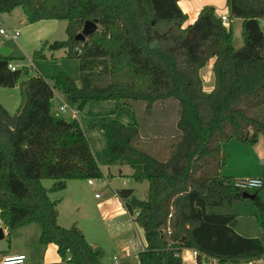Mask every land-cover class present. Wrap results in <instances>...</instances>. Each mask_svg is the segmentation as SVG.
Returning <instances> with one entry per match:
<instances>
[{"label":"trees","instance_id":"obj_1","mask_svg":"<svg viewBox=\"0 0 264 264\" xmlns=\"http://www.w3.org/2000/svg\"><path fill=\"white\" fill-rule=\"evenodd\" d=\"M179 1L0 0V13L21 7L30 23L66 20L68 38L44 42L34 56L45 58V46L65 48L80 70L78 80L61 71L51 84L26 66L11 69V57L0 55V86L20 89L14 113L0 102V215L9 233L36 223L39 242L56 244L63 263L105 264L104 248L91 245L77 224H59L61 199L50 197L70 179L104 177L80 121L52 114L54 91L78 110L112 99L118 106L144 103L151 111L173 100L175 135L146 141L139 121L103 124L109 163L129 165L134 179L149 182L145 199L132 188L117 191L144 231L140 264H185V249L196 251L197 264L204 256L219 264L264 256V234L246 237L231 226L237 216L253 215L264 228V177L262 187L244 190L221 173L224 142L254 144L264 135V0H226L229 24L206 5L187 26ZM235 18L242 20L239 47ZM87 20L98 28L77 40ZM212 58L214 87L206 91L201 69ZM47 178L50 187L42 182ZM244 191L255 197L244 198Z\"/></svg>","mask_w":264,"mask_h":264},{"label":"crops","instance_id":"obj_2","mask_svg":"<svg viewBox=\"0 0 264 264\" xmlns=\"http://www.w3.org/2000/svg\"><path fill=\"white\" fill-rule=\"evenodd\" d=\"M193 0H180L179 5L182 10L187 13V20L184 23V26L192 24L198 17L203 6H200L198 10L192 9ZM206 6V5H204ZM215 6V5H213ZM20 8L21 11H17ZM216 8V7H215ZM227 11L228 7H227ZM216 12L219 16L224 15V13H220L216 8ZM227 15V14H225ZM229 15V13H228ZM8 24V26H6ZM66 25L62 23V20L58 19H44L37 22L30 23L21 7L15 8L11 12L0 13V29L5 28L12 32H19L17 38H7L4 34L0 32V49L5 46L7 49H10L8 57H11V63L16 65L17 68L28 67L33 64V60L30 58V55L39 50L43 43L46 42L47 45L54 42L55 40H66L64 38H57V33L59 30L65 29ZM68 36V35H67ZM243 43V41H242ZM242 45V44H241ZM239 45V46H241ZM237 46V47H239ZM62 49V48H61ZM65 49V48H63ZM50 50L47 46L43 49V54L45 58H47L46 51ZM54 50H50L52 52ZM66 54V49L64 50ZM0 55H4L0 51ZM50 55H54V53H50ZM35 57V56H34ZM66 57V55H65ZM213 65L214 58H212L209 63L201 69V76L203 78V85L206 91H211L214 87V74H213ZM33 66V65H32ZM42 69V67H41ZM41 76H43L48 82H50L49 78L45 76L43 72L38 70ZM60 72V71H59ZM57 75V74H56ZM32 76V75H31ZM34 76V75H33ZM55 76V75H54ZM52 83L53 84V77ZM77 79V78H76ZM78 80V79H77ZM13 90L17 91V99L11 104V107L7 106L5 102H2L4 107L11 113H14L20 103V89L19 86L12 87ZM13 98H15L14 93L12 94ZM140 104L144 103H136V105H122L118 106L116 100H103V101H91L89 102L83 110H78L76 105L69 102L66 95L60 90L54 91V97L51 100V112L53 115L57 117H64L66 120H79L86 136L88 137L91 148L95 154V157L101 167L104 177L102 179H93L94 185L96 180L102 182L103 192L96 191V193H100L102 195L101 198L97 199V207L100 213V217L104 221H114L123 217L124 215H129L131 220V225L129 228H122V226L118 225L115 229L111 230L112 241L109 243V246L99 245L93 238L86 235L84 229L79 224L76 219L75 214L68 216V219H63V212L61 211V204L64 201V198H60L61 202L58 205L59 224L63 227H71L74 224H77L85 233L86 239L93 246H101L105 250V256L103 258V262L105 264H140L139 261V252L143 250L146 246V240L144 236V231L139 225L134 222L132 219L133 216L130 215L128 211H124L123 203H121L120 199L117 197L116 193L121 188H132L134 189V193L140 199L146 198V193L144 190L137 186H129L126 187V184L129 183V178L127 176L132 177V173H124L125 165L120 164L117 166L111 165L109 163V152L107 147V139L103 130V124L108 121L117 120L124 124H135L138 120V114L136 111V107L140 106ZM61 105H66V110L62 111L60 109ZM146 108V105H143ZM61 112H70L69 116H63ZM234 142H242L236 139H232L222 144V150L226 153L229 159H234L240 164L237 167H234L233 170L230 171V175L234 176L236 179L247 178V177H264V135H261L258 141L254 144H250L252 146L251 150H253V158H244V156L235 155V150L233 148L241 147L244 145L234 143ZM232 150L226 149L227 145L231 146ZM245 143V142H243ZM248 145V143H246ZM235 156V157H233ZM251 165L254 168V171L248 173L243 169H240L239 166ZM129 166V165H128ZM108 168V171L106 170ZM114 171H113V169ZM131 168V167H130ZM117 172L125 177L122 181L123 186H117L114 184L115 178H117ZM88 181V180H87ZM69 185V180L67 181V186ZM65 188V189H66ZM64 190V189H63ZM62 191V190H61ZM145 198H144V196ZM53 199V198H52ZM122 205V206H121ZM112 211L113 213L111 214ZM110 216V217H109ZM63 220V222H62ZM70 223V224H66ZM124 225L125 223L122 222ZM232 228L239 233L240 235L252 238H261L264 234V228H262L256 217L253 215H239L231 222ZM27 227H20L15 229L12 232L4 231V238L0 239V257L7 253H19L23 252L27 255L26 264H65L62 262V259L58 253L57 245L54 243H50L48 245H42L39 242V235L36 239L30 238L27 236L28 229H22ZM7 233V234H6ZM97 232L94 231V235ZM125 235V239L123 238ZM188 253L187 258L185 253ZM114 263L112 262V258ZM187 259L190 260L189 264H196V254L193 249H185L184 251V262L187 264Z\"/></svg>","mask_w":264,"mask_h":264},{"label":"rangeland","instance_id":"obj_3","mask_svg":"<svg viewBox=\"0 0 264 264\" xmlns=\"http://www.w3.org/2000/svg\"><path fill=\"white\" fill-rule=\"evenodd\" d=\"M204 5H215V7L219 10L220 13L227 14V4L226 0H193L192 2V9L198 10L200 6ZM17 11H21L20 8ZM62 23L66 25L67 21L62 20ZM230 23V20H229ZM8 26V24H6ZM262 26H264V22H262ZM232 30H233V41L236 46H239L242 44L243 36H242V20L239 18H235L232 21ZM67 32L65 29L59 30L57 33V38H64L66 39ZM65 49H57L52 52H49L50 50L46 51L47 58H37L34 57L33 54L30 55V58L33 60V66L29 65L28 70L30 75H40L38 74L40 70L45 74L47 78H49L50 82L52 83V76L59 73V71H65L68 72L73 78H79L80 70H79V61L77 59L73 58H67L65 57ZM50 53H54L53 57L50 55ZM42 67V69H41ZM25 75H22L24 77ZM15 98H13V94ZM17 97V91L13 90L12 87H3L0 86V102H5L7 106L11 107V104H13L16 101ZM166 103V102H165ZM144 104H140V106L136 107V111L138 114V120L139 124L141 126L142 135L147 140L163 136V135H175L176 134V128L175 123L178 119L177 116V109L178 104L176 101L169 100L164 105L157 104L154 107V110H146V108L143 107ZM260 109L258 108L257 111ZM63 116H69L70 112H61ZM64 118V117H62ZM263 135V134H261ZM259 135V137L261 136ZM259 139V138H258ZM226 143V142H224ZM244 146L233 148V152H235V155L244 156V158L252 159L253 154V148L250 146V144H246L243 142H234ZM234 143H231V146L227 145L226 149L232 150V145ZM225 153V152H224ZM227 153V151H226ZM235 157V156H233ZM240 163L237 162L234 159L227 158V163L224 165V167L221 169V173L223 175H230V171L234 169V167H237ZM112 165V164H111ZM114 166L120 165V164H113ZM240 169H243L245 172H252L254 171L253 166L246 165V166H239ZM112 168V167H111ZM113 169V168H112ZM106 170L108 171V168L106 167ZM114 171V169H113ZM132 172V168L130 166L125 165L124 173L128 175V173ZM117 178L114 180V184L117 186H123L122 181L126 177L121 176L117 172ZM129 179V183L126 184V187L131 186H137L145 191V193L148 191L149 182L147 180H144L142 182L137 181L131 176H127ZM43 184L46 187H50L53 184L52 179H43ZM104 188L102 185V182L99 180L95 181L94 185H90L87 180L85 179H70L69 185L66 189L58 192H54L50 194V197L53 199L57 198H64L63 203L61 204L60 208L63 212V219H68V216L75 214L76 219L78 220L81 227L84 229L86 235L89 237V239L92 237L95 242L99 245H105L106 247L109 246V243L113 240L111 237L110 231L115 229L118 225L122 226V228H129L131 223L129 215H124L123 217L116 219L114 221H104L102 217H100V213L98 211L97 207V199L95 198V192L100 191L103 192ZM260 194L264 196V189L260 191ZM144 196V195H143ZM145 198V196H144ZM223 208L222 210H225ZM131 215V214H130ZM132 216V215H131ZM110 217V216H109ZM1 218V215H0ZM133 219V217H132ZM63 222V220H62ZM124 222L125 224L122 225ZM70 224V223H66ZM24 227V226H22ZM27 228L22 229H28L27 236L30 238L36 239L37 236L40 233V227L36 223H30L25 225ZM20 228V227H19ZM7 229L5 228L4 231ZM14 231V230H13ZM94 231L97 233L94 235ZM7 234V233H6ZM123 238L125 239V235H123ZM188 253H185V256L187 258ZM112 258V257H111ZM205 262L207 260L204 259ZM112 262L114 263V260L112 258ZM190 260L187 259V264H189Z\"/></svg>","mask_w":264,"mask_h":264},{"label":"built area","instance_id":"obj_4","mask_svg":"<svg viewBox=\"0 0 264 264\" xmlns=\"http://www.w3.org/2000/svg\"><path fill=\"white\" fill-rule=\"evenodd\" d=\"M222 21L225 24H229V17L227 15H222L221 16ZM1 34H4L5 37L7 38H17V36L19 35V32H12L9 31L5 28L0 29ZM11 69H16L17 66L10 64ZM66 105H61L60 109L62 111L66 110ZM93 179H89L88 182L90 184H93ZM235 185L239 188H242L244 190L247 189H257L263 186V179L262 177H247V178H240V179H236L235 180ZM117 197L120 199L121 203H123L122 199L119 197L118 193H116ZM97 198H101L102 195L100 193H96L95 195ZM122 206V205H121ZM124 207V205H123ZM124 211H128L125 207H124ZM111 214L113 213L112 211H110ZM171 216V215H170ZM0 227L3 228V230L5 229L4 223L2 221V219L0 218ZM171 229L170 227H168L167 232L170 233ZM262 243L264 245V238L262 239ZM195 254L196 251H195ZM70 259V257H69ZM207 260V262L204 261ZM26 260H27V255L23 252H19V253H7L4 254L0 257V264H26ZM197 264V262H196ZM201 264H219L218 259L214 258V257H207L204 256V258L202 259V263ZM241 264H264V256L259 257V258H255L252 260H248L244 263Z\"/></svg>","mask_w":264,"mask_h":264},{"label":"water","instance_id":"obj_5","mask_svg":"<svg viewBox=\"0 0 264 264\" xmlns=\"http://www.w3.org/2000/svg\"><path fill=\"white\" fill-rule=\"evenodd\" d=\"M98 28V23L97 21H92V20H87L83 26V29L80 33H78L76 35V39L77 40H85L86 37L88 35H90L91 33H93L96 29ZM0 51L4 54V55H8L10 52V49H7V47L3 46ZM243 197L244 198H249V199H253L255 197L254 193H249L247 191L243 192ZM4 230L2 227H0V239L4 238Z\"/></svg>","mask_w":264,"mask_h":264}]
</instances>
